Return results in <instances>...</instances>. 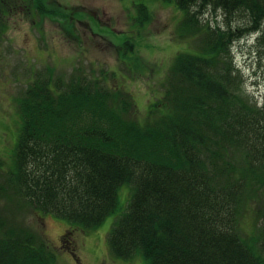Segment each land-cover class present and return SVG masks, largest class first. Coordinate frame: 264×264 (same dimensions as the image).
Returning a JSON list of instances; mask_svg holds the SVG:
<instances>
[{"label": "trees", "instance_id": "16d2710c", "mask_svg": "<svg viewBox=\"0 0 264 264\" xmlns=\"http://www.w3.org/2000/svg\"><path fill=\"white\" fill-rule=\"evenodd\" d=\"M33 1L42 16L62 14ZM158 1L181 10L178 36L196 47L173 58L143 115L133 95L80 68L65 76L46 66L19 97L13 168L0 163V264H57L26 214L92 230L120 210L125 184L129 201L108 235L114 257L264 264V97L247 92L232 54L253 32L264 57V0ZM22 2L0 0V28ZM151 19L139 3L136 22Z\"/></svg>", "mask_w": 264, "mask_h": 264}, {"label": "rangeland", "instance_id": "374dc122", "mask_svg": "<svg viewBox=\"0 0 264 264\" xmlns=\"http://www.w3.org/2000/svg\"><path fill=\"white\" fill-rule=\"evenodd\" d=\"M61 10L56 17L42 16L33 0L21 7L0 28V163L2 170L13 168L20 115L18 99L46 66L68 76L78 68L90 77H100L109 87L134 96L143 115L173 58L180 51L196 47L192 39L178 36L183 17L175 3L158 0H47ZM145 3L152 19L136 22L137 5ZM70 14V17L68 14ZM65 15V16H63ZM206 20L222 22L223 15L207 11ZM244 17L234 24H243ZM258 33H248L232 46L234 63L245 89L259 103L264 97V57L257 53ZM125 43L133 46L126 51ZM127 52V53H126ZM125 53V54H124ZM129 186L119 190L120 210L109 215L95 229L70 228L54 215L26 214V222L41 232L58 252L57 264H149L142 255L123 260L111 254L108 235L129 201Z\"/></svg>", "mask_w": 264, "mask_h": 264}]
</instances>
